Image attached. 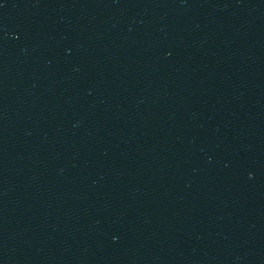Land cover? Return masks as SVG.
I'll use <instances>...</instances> for the list:
<instances>
[{
    "label": "water",
    "instance_id": "1",
    "mask_svg": "<svg viewBox=\"0 0 264 264\" xmlns=\"http://www.w3.org/2000/svg\"><path fill=\"white\" fill-rule=\"evenodd\" d=\"M0 264H264V0H0Z\"/></svg>",
    "mask_w": 264,
    "mask_h": 264
}]
</instances>
